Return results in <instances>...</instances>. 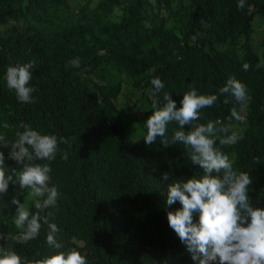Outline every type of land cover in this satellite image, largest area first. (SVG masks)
I'll use <instances>...</instances> for the list:
<instances>
[{"label":"trees","instance_id":"16d2710c","mask_svg":"<svg viewBox=\"0 0 264 264\" xmlns=\"http://www.w3.org/2000/svg\"><path fill=\"white\" fill-rule=\"evenodd\" d=\"M238 2L0 0V135L14 142L27 124L66 141L55 159L33 161L52 169L49 186L59 196L41 214L59 229L62 247L47 244L42 221L36 239L16 242L22 230L14 224L11 199L24 203L29 189L10 182L0 196V233L7 236L0 239V255L15 251L27 262L75 249L88 264H198L168 225L167 212L181 205L166 204V189L176 179L199 177L202 169L182 143L165 148L159 137L153 144L143 139L153 100L162 105L164 92L177 108L192 88L218 95L186 132L209 121L227 124L237 108L243 119H232L231 130L243 139L232 146L217 140L216 146L234 171L248 173L250 206L264 210V31L257 37L254 25L256 17L257 25L264 23V0H245L243 8ZM76 57L78 68L68 63ZM28 62L35 64L29 82L35 91L33 102L23 103L7 86L6 70ZM153 78L165 85L156 97ZM230 78L247 87L242 111L231 94H219ZM177 130L170 123L168 138ZM9 151L0 147L6 174L17 180L22 165L8 158ZM27 208L37 211L34 198Z\"/></svg>","mask_w":264,"mask_h":264},{"label":"clouds","instance_id":"9594fccd","mask_svg":"<svg viewBox=\"0 0 264 264\" xmlns=\"http://www.w3.org/2000/svg\"><path fill=\"white\" fill-rule=\"evenodd\" d=\"M244 3L245 0H239L238 8H243ZM68 63L78 68L80 58ZM34 67V62H28L9 66L6 70L7 86L15 90L20 102H33L35 88L30 87L29 82ZM248 68L245 63L243 69L247 71ZM151 83L154 86L152 95L156 97L165 85L159 78H153ZM219 94H231L241 111L247 107V87L235 78L228 79ZM217 100V94L200 95L192 88L183 95L181 107L177 108L170 93L164 92L162 105L157 99L153 100V112L146 120L147 131L143 139L146 144H153L159 137L165 148L182 143L191 149L192 164L202 169L199 177L176 179L166 189V204L171 206L179 201L181 205L179 209L167 212L168 225L186 246L191 259L198 264H264V210L250 206L247 192L252 181L248 173L234 171L229 155L216 146L217 140L220 146H232L243 139L241 133L231 130L232 119H243L240 112L233 107L227 124L209 121L197 124L187 132L183 130L185 125H192L193 121L200 119L201 109L213 106ZM223 102L227 104L229 100ZM172 122H176L181 130L175 131L169 139L167 129ZM22 127L23 132L16 134L18 138L14 142L0 135V147H10L8 158L22 165V171L14 180L13 175L6 174L5 156L0 152V196L7 195L10 182H18L21 189H30L28 195L34 198L35 213H31L15 196L11 199V204L16 206L14 224L22 230L14 239L21 244L36 239L42 221L49 228L47 244L60 249L62 244L56 240L59 229L41 214L54 207L59 196L57 188L49 186L52 169L48 164L33 161L55 159L58 144L66 141L56 135H42L27 124ZM256 162L259 163L258 158ZM161 179L169 180V173H163ZM0 239H7V236L0 233ZM0 264H88V261L75 249L27 262H22L15 251H2Z\"/></svg>","mask_w":264,"mask_h":264},{"label":"rangeland","instance_id":"374dc122","mask_svg":"<svg viewBox=\"0 0 264 264\" xmlns=\"http://www.w3.org/2000/svg\"><path fill=\"white\" fill-rule=\"evenodd\" d=\"M257 21H259V17H256V19H255V23H254V25L257 26L256 36L258 37V36H260V35L263 33V31H264V23L259 22V24L257 25V23H258ZM137 115H138V114H137ZM29 191H30V189L28 190V193H29ZM28 193H27V195H26V199L24 200V203H23V204H25L26 207H27L28 202H29V199H30Z\"/></svg>","mask_w":264,"mask_h":264}]
</instances>
